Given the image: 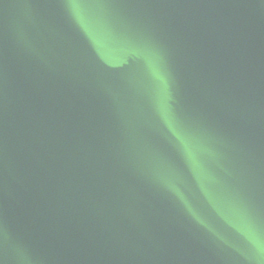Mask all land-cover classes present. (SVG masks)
Masks as SVG:
<instances>
[{
	"label": "water",
	"instance_id": "obj_1",
	"mask_svg": "<svg viewBox=\"0 0 264 264\" xmlns=\"http://www.w3.org/2000/svg\"><path fill=\"white\" fill-rule=\"evenodd\" d=\"M264 0H0V264H264Z\"/></svg>",
	"mask_w": 264,
	"mask_h": 264
},
{
	"label": "clouds",
	"instance_id": "obj_2",
	"mask_svg": "<svg viewBox=\"0 0 264 264\" xmlns=\"http://www.w3.org/2000/svg\"><path fill=\"white\" fill-rule=\"evenodd\" d=\"M262 252H264V251H262Z\"/></svg>",
	"mask_w": 264,
	"mask_h": 264
}]
</instances>
